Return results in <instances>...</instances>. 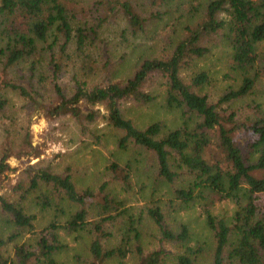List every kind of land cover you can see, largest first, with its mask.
Here are the masks:
<instances>
[{
	"label": "trees",
	"instance_id": "1",
	"mask_svg": "<svg viewBox=\"0 0 264 264\" xmlns=\"http://www.w3.org/2000/svg\"><path fill=\"white\" fill-rule=\"evenodd\" d=\"M223 42L239 82L211 99L200 63ZM262 42L264 0H0V176L9 158L42 155L38 117L119 153L82 186L72 165L22 169L0 194V264H66L67 238L80 246L72 264H198L205 249L176 218L191 205L208 264H264V110L243 102L264 77ZM158 97L177 127L126 116ZM224 200L229 219L210 211ZM32 208L52 217L38 228Z\"/></svg>",
	"mask_w": 264,
	"mask_h": 264
},
{
	"label": "rangeland",
	"instance_id": "2",
	"mask_svg": "<svg viewBox=\"0 0 264 264\" xmlns=\"http://www.w3.org/2000/svg\"><path fill=\"white\" fill-rule=\"evenodd\" d=\"M259 51L264 55V42L259 46ZM230 50L226 43L223 42L219 46L213 48L211 53L200 63V68L209 72L210 84L204 87L203 91L208 93L211 99H215L216 95L225 88L236 87L239 82V75L231 72L227 66V58ZM136 54H130L127 58V64L123 68V72L131 68L134 63ZM258 64H262L259 63ZM254 100L261 104L264 110V77L261 82L254 88L253 93L243 99V102ZM13 105L18 106L19 100L13 97ZM126 116L131 118L138 127H143L154 121H163L168 129L177 127L180 124L179 114L177 112L167 111L161 97H158L149 105L130 104L125 112ZM65 119V118H64ZM65 121H49L46 118L38 117L32 121L30 126L31 142L33 146H40L42 155L37 159H29L28 157L17 158L13 156L7 160L10 169L0 176V194L9 191V184L13 183L17 175L22 169L27 168L30 164L35 163L38 159L50 161L56 165L57 169L64 166L72 165L77 167L84 175L78 176L76 182L79 186L86 185L92 181L94 175L98 174L106 164L110 153L119 156L113 142H107L105 150L95 147L91 144L82 145L78 143L77 136L73 126H66L61 129ZM76 136V137H75ZM79 145H78V144ZM65 153L62 156L56 154ZM121 156V155H120ZM259 200V208H263V196ZM236 209V205L230 200L216 202L210 211L212 214L229 219ZM32 212L36 215V227H42L52 217L51 212H41L38 208H32ZM176 218L187 224L191 232V240L189 246L202 245L205 253L204 258L198 264H208L207 259L211 251L210 232L206 226L204 215L199 205H191L187 209L178 212ZM68 248L59 256L60 260L66 264H72L73 254L80 252V246L72 238L66 239ZM206 254V255H205ZM205 255V257H204ZM201 257V258H202ZM166 264H173L167 261Z\"/></svg>",
	"mask_w": 264,
	"mask_h": 264
}]
</instances>
